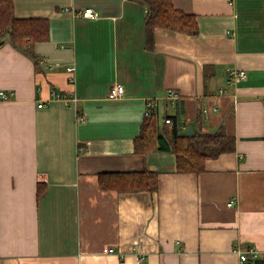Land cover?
Here are the masks:
<instances>
[{"label": "crops", "instance_id": "0c3cea01", "mask_svg": "<svg viewBox=\"0 0 264 264\" xmlns=\"http://www.w3.org/2000/svg\"><path fill=\"white\" fill-rule=\"evenodd\" d=\"M173 3L198 34L156 28L148 50L139 0H14L17 17L49 20L50 38L33 46L37 67L0 39V91L12 92L0 96V264H254L235 251L249 246L264 259V0ZM115 82L125 93L112 99ZM148 99L192 131L223 127L235 150L201 173L135 153ZM144 171L156 190L99 183Z\"/></svg>", "mask_w": 264, "mask_h": 264}, {"label": "trees", "instance_id": "16d2710c", "mask_svg": "<svg viewBox=\"0 0 264 264\" xmlns=\"http://www.w3.org/2000/svg\"><path fill=\"white\" fill-rule=\"evenodd\" d=\"M147 10L145 19V44L154 49V31L164 28L197 35L199 26L196 15L175 7L173 0H139ZM50 38V23L47 18L17 17L14 0H0V39L8 40L12 46L29 56L37 67L39 60L34 51L37 41ZM167 112H152L144 115L138 134L133 138L134 152L146 154L157 151L175 155L178 172L201 173L206 169V161L224 152L234 151L236 138L227 134L223 127L214 132H181L178 127V113L171 114L173 125L165 123ZM103 188L118 191H154L158 187V174L144 172H106L98 175ZM42 191H39V194ZM254 264H264V259H256Z\"/></svg>", "mask_w": 264, "mask_h": 264}, {"label": "built area", "instance_id": "2783aa9c", "mask_svg": "<svg viewBox=\"0 0 264 264\" xmlns=\"http://www.w3.org/2000/svg\"><path fill=\"white\" fill-rule=\"evenodd\" d=\"M230 1V0H228ZM79 14L84 17V18H98V12L93 8V7H85L84 9L79 11ZM69 72H70V81L71 82H75V68L73 67H69L68 68ZM247 77V73L245 70L242 69H230L229 70V78L230 80L236 82L239 80H243ZM125 93V87L124 85H122L121 83L115 82L113 85L110 86L109 91H108V96L110 98H119L122 97ZM10 94H12V92H6L4 90L0 91V96L2 98H8L10 96ZM56 97H61V94L58 92L54 93ZM180 92L174 89H168L166 96H165V100L168 102V104L170 106H176L178 100L180 99ZM43 104L40 103L39 106H42ZM157 105H158V101L155 99H148L146 102V111H145V115H149L150 113H152L153 111L156 112L157 111ZM165 123L172 126L173 125V118L171 117V114H169L166 118H165ZM178 127H179V131L181 132H186L187 131V125L181 121H178ZM233 201H230L228 203V205H232ZM111 251H113V249H110ZM235 251H237L239 253L240 256V261L241 262H247L249 260H256L260 257V251L253 247V246H249L247 248H240V247H235ZM140 260V259H139Z\"/></svg>", "mask_w": 264, "mask_h": 264}, {"label": "water", "instance_id": "95a60500", "mask_svg": "<svg viewBox=\"0 0 264 264\" xmlns=\"http://www.w3.org/2000/svg\"><path fill=\"white\" fill-rule=\"evenodd\" d=\"M187 130L189 131V133H191V131H192V126H189V127L187 128Z\"/></svg>", "mask_w": 264, "mask_h": 264}, {"label": "rangeland", "instance_id": "374dc122", "mask_svg": "<svg viewBox=\"0 0 264 264\" xmlns=\"http://www.w3.org/2000/svg\"><path fill=\"white\" fill-rule=\"evenodd\" d=\"M171 89H174V90H177V89H175V88H171ZM178 91V90H177ZM109 97V96H108ZM120 98V97H119ZM112 99H117V98H112Z\"/></svg>", "mask_w": 264, "mask_h": 264}]
</instances>
